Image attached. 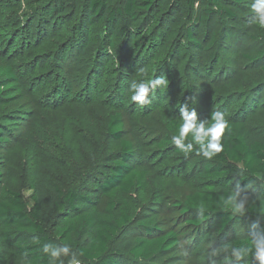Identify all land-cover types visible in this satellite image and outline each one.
Here are the masks:
<instances>
[{
	"label": "rangeland",
	"instance_id": "rangeland-1",
	"mask_svg": "<svg viewBox=\"0 0 264 264\" xmlns=\"http://www.w3.org/2000/svg\"><path fill=\"white\" fill-rule=\"evenodd\" d=\"M188 1L157 3L155 20L141 15L122 36L126 46L118 45L108 59L98 57L99 47L109 51L104 39L110 33L104 28L95 47L79 53L75 27L82 8L73 11L68 6V15L58 23L50 18L44 27L37 24L36 10L55 0H0V57L12 66L25 100L0 104L1 139L6 140L0 143L3 184L27 198L30 184L39 177L90 194L101 206L104 198L96 179L107 172L120 148L107 131V120L120 113L121 136L133 145L130 163L144 170L146 178L143 188L136 186L129 193L131 219L111 248L122 250L144 234L139 227L143 220L182 235L175 247L137 264H207L209 244H233L237 237L264 230L258 224H236L219 235L212 225L189 235L193 228L185 225L180 213L179 203L198 188L194 175L199 156H179L162 145L168 114L180 116L183 105L194 108L197 116L220 110L243 119L253 133L264 134V56L254 60L264 51V28L251 23L252 0L238 8L235 21L221 17L207 0H191L193 10H214H206L203 27H192L203 48L200 54L186 37L193 14ZM211 34L216 35L213 44ZM155 77L168 78V87L150 92L146 105L133 102L130 84ZM55 223L50 215V233ZM62 259L68 264V257ZM130 260L121 256V264H132ZM0 264H25L1 238Z\"/></svg>",
	"mask_w": 264,
	"mask_h": 264
},
{
	"label": "trees",
	"instance_id": "trees-1",
	"mask_svg": "<svg viewBox=\"0 0 264 264\" xmlns=\"http://www.w3.org/2000/svg\"><path fill=\"white\" fill-rule=\"evenodd\" d=\"M161 1L55 0L52 4H43L41 11L36 10L37 24L45 27L50 18L58 23L56 20L66 15L68 6L73 7V11L82 8L81 21L75 27L79 53L84 55L89 48L95 47L104 28L110 33L109 38L104 39L110 52L99 47L98 57L106 56L109 59L113 57L111 52L118 45L126 46L122 36L124 32H130L129 25L135 24L144 14L151 15L155 20L154 8ZM248 1L207 0L221 17L225 16L231 21L237 19L238 8ZM188 3L193 14L191 23H187L186 37L188 42L196 46L194 51L200 54L203 48L199 40H196L198 37L192 32V27H203L209 12L214 10L205 8L204 12H200L198 9L193 10L191 0ZM222 3L228 7H222ZM215 40L216 35L211 34L210 43H215ZM182 54L179 50L178 55ZM263 56L264 51L259 52V57L254 60ZM24 101L21 85L12 66L0 57V104L13 105ZM213 111L217 110L206 111L197 117L210 118ZM225 118L229 121V129L221 137L222 152L212 159L191 153L199 156L194 175L198 188L185 195L179 203L185 225L193 228L189 235L209 229L212 225L219 235L227 234L236 224L253 223L264 229V134L253 133L245 121L235 115H227ZM179 120L180 116H166L167 139L162 145L184 156L171 141V136L177 134ZM121 122V114L118 112L111 114L107 120V131L119 141L120 148L110 158L107 172L103 173L101 179H96V186L104 198L101 206L90 194L39 177L34 178L29 186L28 197L24 198L19 191L3 184L0 173V238L3 244L14 249L25 264H48L47 255L41 251L45 242L70 244L77 251L80 264H121L123 255L130 256L132 264L138 261L149 262L178 244V237L182 235L173 229L160 230L154 227L150 219L139 224V227L145 229L144 234L126 243L122 250L111 248L120 230L131 219L128 195L136 186L143 188L146 178L144 170L134 169L130 163L133 145L130 140L122 138ZM1 135L0 130V143L6 141L1 139ZM235 188L241 190L240 199L246 195V212L242 216L233 215L229 209L221 207L223 200ZM201 206L204 207L203 213L200 212ZM50 215L56 220L51 233L46 227ZM249 237H237L232 243L243 244ZM34 238H38L39 243Z\"/></svg>",
	"mask_w": 264,
	"mask_h": 264
},
{
	"label": "clouds",
	"instance_id": "clouds-1",
	"mask_svg": "<svg viewBox=\"0 0 264 264\" xmlns=\"http://www.w3.org/2000/svg\"><path fill=\"white\" fill-rule=\"evenodd\" d=\"M251 23L264 28V0H252ZM141 73L144 70L141 69ZM169 80L165 77H155L147 82L133 81L130 84L131 100L141 106L150 103L149 93L154 92L158 86L168 87ZM180 120L177 124V134L171 136L172 144L187 157L195 152L204 158L212 159L222 152L221 137L229 129V121L223 112L217 110L210 114V118L198 119L196 110L183 105L179 109ZM190 137V139H189ZM187 141V142H186ZM251 187V184L249 185ZM241 190L233 189L223 200L221 207L227 208L233 215L245 214L244 199H240ZM204 207H200L203 213ZM39 243L38 238H34ZM42 253L48 257V264H65L63 257H68V264H80L71 245L45 242L41 246ZM207 264H264V230L252 231L249 239L243 244H222L220 246L208 245L206 252ZM218 257V259H212Z\"/></svg>",
	"mask_w": 264,
	"mask_h": 264
}]
</instances>
